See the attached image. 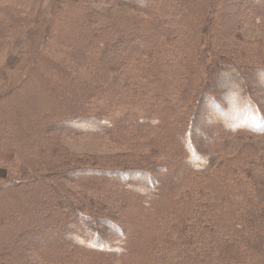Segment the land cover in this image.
Masks as SVG:
<instances>
[{
    "label": "trees",
    "instance_id": "trees-1",
    "mask_svg": "<svg viewBox=\"0 0 264 264\" xmlns=\"http://www.w3.org/2000/svg\"><path fill=\"white\" fill-rule=\"evenodd\" d=\"M55 2L24 30L21 9L4 20L0 8V49L25 20L0 71V160L21 173L0 186V264L68 261L70 250L94 264H264V189L236 173L258 152L226 154L230 136L264 135L263 40L243 31L264 30V0ZM69 134L154 135L164 158L79 165ZM38 163L53 174H29ZM65 178L94 183L123 218L73 203L55 182Z\"/></svg>",
    "mask_w": 264,
    "mask_h": 264
},
{
    "label": "rangeland",
    "instance_id": "rangeland-1",
    "mask_svg": "<svg viewBox=\"0 0 264 264\" xmlns=\"http://www.w3.org/2000/svg\"><path fill=\"white\" fill-rule=\"evenodd\" d=\"M57 3L55 0H0V8L6 7V13L2 14V19L7 20L9 13L15 11L16 9H21V15L24 13L28 17L25 19L26 24L23 27L24 29H28L30 27L36 26L38 27L41 21L49 19L52 15H54L57 11L56 8ZM14 6V7H13ZM107 8L105 5H100L98 8ZM193 9V7H192ZM192 9L191 14L192 15ZM42 10V13L39 12ZM116 10L130 12L131 9L129 7H114L111 11L115 12ZM110 12V11H108ZM38 13V14H36ZM30 18V19H29ZM24 20V21H25ZM23 21V22H24ZM22 22V23H23ZM21 23V25H22ZM15 27L14 29H7L6 34L9 33L11 35L9 38L11 40L10 44L1 47L0 49V71L6 69V64L8 62L9 54L16 51L19 46L15 42L16 36L15 30L21 26ZM258 27L257 28H243L244 33L254 39L260 38V44L264 45V30ZM22 37V36H21ZM20 37V38H21ZM184 37V34H179L177 37H174L177 41L181 40ZM22 45H26L29 43L22 38L21 39ZM13 74V72H12ZM3 79L0 76V86L2 85ZM33 91H38L39 86L36 84L33 88ZM57 90V89H56ZM1 91V90H0ZM256 95L260 98L259 100L264 104V94H261L259 89H256ZM62 145L65 146L73 156L70 161L72 163H77L79 165H88L90 167H96L101 164H106L109 166H116L117 163L127 164V161L130 158H133L135 162H143L149 161V163L159 161L164 158L163 147L164 142L159 137L154 135H144L141 137H128V136H73L71 134L65 135L62 138ZM139 143L138 148H134L133 145H137ZM228 151L227 155L233 157L240 154L241 157L245 156L244 150L246 146L254 147L258 152V155L255 158H252L247 162L246 169L244 173H241L237 170L236 173L239 175L240 183L242 186L246 185V188H262L264 189V135L253 136L248 133H241L237 135H232L228 139ZM1 152V151H0ZM239 157V159H241ZM144 158L142 161H140ZM15 160L20 161L19 157H16ZM1 161V160H0ZM11 165V164H10ZM13 166V165H11ZM11 166H6L2 161L0 162V186H4L12 181L14 178H18L20 176V172L13 169ZM137 166V165H133ZM15 167V166H13ZM44 163H38L33 167H26L27 172L31 174L32 172L41 174V173H48L53 174L49 170H45ZM16 168V167H15ZM10 173L13 175L10 176ZM179 175H177L178 177ZM105 179V177H103ZM101 178L94 179V183L98 184L103 181ZM229 186L227 187L228 190L230 189L231 185H234L233 176L229 175ZM57 185H64L67 186V190L69 191L68 199L73 201V203H77L79 206L83 208H90L93 210H99L95 206L90 205L92 204H103L106 207H102V211L108 213L115 219L123 218V214L119 213L118 210L113 211L111 209V202L107 198V196L96 192L92 189L95 184H86L83 182H79L76 180H69L66 179H57L55 180ZM77 182V183H75ZM73 193V194H70ZM144 196V195H143ZM212 193H209L205 198L206 201H212ZM100 206V205H99ZM46 209V208H45ZM50 210H54V207H50ZM115 209V208H114ZM48 210V211H50ZM128 221V219H126ZM58 241L57 239H53V242ZM14 242L11 241L9 244H13ZM52 243V241H51ZM12 246V245H11ZM66 254L70 259L68 261H60L57 259L49 258L51 262L46 264H94V262L83 256L78 250H70L67 253H60ZM36 258L35 260H37ZM114 260V259H113ZM39 262V261H38ZM115 264H123L121 260H115ZM141 264H147L145 262H140ZM40 264H45L41 263ZM126 264H130L126 262Z\"/></svg>",
    "mask_w": 264,
    "mask_h": 264
}]
</instances>
